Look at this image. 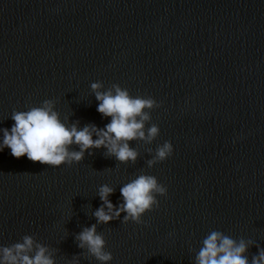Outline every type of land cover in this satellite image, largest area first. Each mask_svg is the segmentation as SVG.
Segmentation results:
<instances>
[{"label": "water", "instance_id": "95a60500", "mask_svg": "<svg viewBox=\"0 0 264 264\" xmlns=\"http://www.w3.org/2000/svg\"><path fill=\"white\" fill-rule=\"evenodd\" d=\"M93 82L154 98L159 137L131 142L135 164L102 148L54 168L4 148L0 245L33 235L69 264L84 251L75 235L97 223L99 187L116 189L118 207L120 188L143 172L168 194L144 224L122 223V213L98 225L110 264H194L212 230L264 247V0H0V129L46 99L65 123L105 127ZM165 141L173 155L149 168L146 148Z\"/></svg>", "mask_w": 264, "mask_h": 264}, {"label": "clouds", "instance_id": "9594fccd", "mask_svg": "<svg viewBox=\"0 0 264 264\" xmlns=\"http://www.w3.org/2000/svg\"><path fill=\"white\" fill-rule=\"evenodd\" d=\"M91 90L99 101L97 111L110 122L100 128L94 123L80 126V121L65 123L56 101L46 99L37 105H28L27 110H14L11 119L15 122L11 129L2 128L0 151L11 149L15 158L27 155L33 162H40L54 168L72 166L85 159L91 150L106 149V158L114 157L119 163L135 164L140 157L138 148L131 142L151 145L160 135V127L151 123V112L161 107L152 97L132 96L130 91L119 84H112L104 90L103 82H93ZM67 119V118H66ZM151 123V126L148 125ZM93 137H97L94 139ZM73 145L79 150H74ZM152 156L146 161L149 168L163 162L174 153L171 141H165L155 150L147 147ZM115 188L104 184L97 195L101 206L92 212L97 223L84 227L75 235L77 246L84 251L73 256L69 264H80L81 256L95 258L100 264H110L113 255L107 251V241L98 225L113 220L122 223L144 224L143 216L160 206L158 196H167L168 189L154 175L141 173L120 188L122 202L117 207L110 200ZM252 240L233 239L221 231L212 230L202 240V246L195 252L194 264H264V247H259L258 255L248 258ZM191 250V249H190ZM58 249L39 242L33 235H24L10 245H0V264H57Z\"/></svg>", "mask_w": 264, "mask_h": 264}]
</instances>
